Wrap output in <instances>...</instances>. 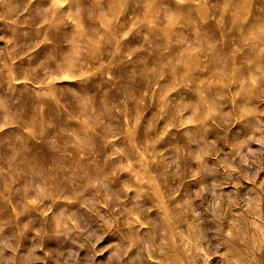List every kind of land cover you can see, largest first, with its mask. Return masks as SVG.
I'll return each mask as SVG.
<instances>
[{"label": "rangeland", "instance_id": "1", "mask_svg": "<svg viewBox=\"0 0 264 264\" xmlns=\"http://www.w3.org/2000/svg\"><path fill=\"white\" fill-rule=\"evenodd\" d=\"M0 264H264V0H0Z\"/></svg>", "mask_w": 264, "mask_h": 264}]
</instances>
